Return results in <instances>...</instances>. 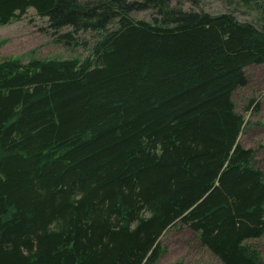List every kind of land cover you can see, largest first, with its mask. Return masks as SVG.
I'll use <instances>...</instances> for the list:
<instances>
[{
	"label": "trees",
	"instance_id": "trees-1",
	"mask_svg": "<svg viewBox=\"0 0 264 264\" xmlns=\"http://www.w3.org/2000/svg\"><path fill=\"white\" fill-rule=\"evenodd\" d=\"M202 1L0 0V25L32 8L56 42L96 34L81 59L0 60V264H157L179 226L261 262L264 172L232 96L264 63V0H223L250 21Z\"/></svg>",
	"mask_w": 264,
	"mask_h": 264
},
{
	"label": "rangeland",
	"instance_id": "rangeland-1",
	"mask_svg": "<svg viewBox=\"0 0 264 264\" xmlns=\"http://www.w3.org/2000/svg\"><path fill=\"white\" fill-rule=\"evenodd\" d=\"M175 4V1L172 2ZM183 9H198L189 2L182 3ZM200 8L210 14L232 11L243 21L255 20L253 12L239 5H227L223 0H203ZM135 17L149 20L150 10L138 11ZM67 27L58 31L66 32ZM96 34L82 31L75 36L73 44L64 41L56 42L51 35L45 18L40 17L29 8L21 19H14L0 25V60L3 58L19 57L23 61L30 58H84L91 48ZM248 77L246 86L234 90L232 100L235 110L244 117V126L239 135V143L245 148L254 150V165L264 172V63L248 65L245 69ZM251 99L257 100L259 110H247ZM178 225V224H177ZM165 248L164 255L157 264H222L215 256L202 247L196 234L186 227H172L160 239ZM256 247L264 264V235L249 241Z\"/></svg>",
	"mask_w": 264,
	"mask_h": 264
}]
</instances>
